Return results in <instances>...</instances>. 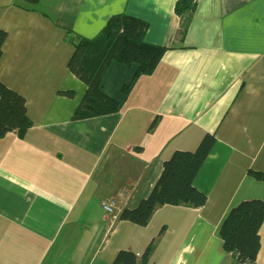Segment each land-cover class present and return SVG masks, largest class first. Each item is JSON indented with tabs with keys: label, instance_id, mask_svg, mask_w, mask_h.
Wrapping results in <instances>:
<instances>
[{
	"label": "crops",
	"instance_id": "crops-1",
	"mask_svg": "<svg viewBox=\"0 0 264 264\" xmlns=\"http://www.w3.org/2000/svg\"><path fill=\"white\" fill-rule=\"evenodd\" d=\"M0 0V82L25 99L31 126L0 138V264H234L220 226L242 201L264 202V0ZM147 24L165 49L154 71L108 63L98 88L112 113L74 119L85 83L68 62L110 17ZM214 144L192 182L198 208L163 205L145 226L118 219L146 199L175 152ZM121 169V174L116 170ZM114 202L108 214L103 202ZM252 264H264V220ZM141 264V263H139Z\"/></svg>",
	"mask_w": 264,
	"mask_h": 264
},
{
	"label": "trees",
	"instance_id": "trees-1",
	"mask_svg": "<svg viewBox=\"0 0 264 264\" xmlns=\"http://www.w3.org/2000/svg\"><path fill=\"white\" fill-rule=\"evenodd\" d=\"M195 1L178 0L175 13L179 16L191 13ZM146 28L147 24L142 20L117 14L109 18L98 35L92 39H80L74 44L68 67L87 88L74 119L91 118L116 110V102L98 88L109 62L115 60L126 66L135 64L136 75H149L154 71L165 49L145 41ZM5 40L6 33L0 31V60ZM30 126L25 99L0 82V138L10 132L21 136ZM213 144L214 136L205 135L195 152H175L163 164L151 194L135 208L123 209L118 219L145 226L160 206H202L206 195L197 191L192 182ZM253 176L264 182V173H253ZM263 220V201H242L231 208L219 230L224 250L233 254L240 263H254L260 247L258 232ZM151 250L150 244L139 261L133 252L120 250L111 264L146 263Z\"/></svg>",
	"mask_w": 264,
	"mask_h": 264
},
{
	"label": "built area",
	"instance_id": "built-area-1",
	"mask_svg": "<svg viewBox=\"0 0 264 264\" xmlns=\"http://www.w3.org/2000/svg\"><path fill=\"white\" fill-rule=\"evenodd\" d=\"M102 208L108 213V214H113L114 213V202L110 200L109 202H103L102 203ZM234 264H252L248 262H238L235 261Z\"/></svg>",
	"mask_w": 264,
	"mask_h": 264
},
{
	"label": "rangeland",
	"instance_id": "rangeland-1",
	"mask_svg": "<svg viewBox=\"0 0 264 264\" xmlns=\"http://www.w3.org/2000/svg\"><path fill=\"white\" fill-rule=\"evenodd\" d=\"M117 172V174H121V169H118V170H116Z\"/></svg>",
	"mask_w": 264,
	"mask_h": 264
}]
</instances>
